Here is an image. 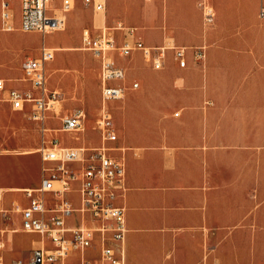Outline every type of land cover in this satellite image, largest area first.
Listing matches in <instances>:
<instances>
[{
	"label": "crops",
	"instance_id": "crops-1",
	"mask_svg": "<svg viewBox=\"0 0 264 264\" xmlns=\"http://www.w3.org/2000/svg\"><path fill=\"white\" fill-rule=\"evenodd\" d=\"M7 1L10 9L14 3L18 9L16 17L9 9L12 27L7 28L16 30L0 31V77L4 79L5 91L8 87H19L38 92L23 78L21 69V61L37 53V50L24 53L29 34L39 35L36 49L41 40L55 48L81 42L82 26L94 32L97 26L120 19L135 26V33L146 43L159 44L170 38L187 46L184 65H179L171 51H167L162 73L171 83L180 68L186 67L188 78L183 82L190 87L202 86L203 95L141 97L140 103L149 104L153 110L139 114L138 127L130 123L125 107L133 100L132 93L116 108V121L108 103L112 98L106 100L116 138L104 142L112 146L110 151L121 156L125 165L126 188L114 202L125 208L126 264H264V23L250 19L258 22L252 25V35L230 38L218 45L211 32L204 31L202 19H187L184 8L189 0H103L105 7L99 25H95L90 2L73 0V8L65 12L67 28L41 35L39 31L21 29L20 0ZM260 1L235 0L229 6L257 7ZM47 34L61 36L58 40L46 41ZM198 44L205 45V56L196 61L191 46ZM222 44L227 46L222 48ZM132 54L142 58L138 50L127 56L112 53L125 72L124 58L138 64ZM143 61L147 66L138 64L141 79L145 86L153 85L154 71L150 68L154 67ZM200 70L205 72L202 80L198 77ZM71 80L66 76L62 83L68 85ZM133 80L136 79L132 78L127 85L122 79L110 82H121L127 88ZM2 99L11 106L6 95ZM100 105L99 93L96 116ZM30 107L25 102L16 109H26L30 116ZM93 129L96 131L88 129L86 135L74 142L64 141L56 134L46 144L56 139L67 145H98L103 140L98 128ZM1 188L3 207L4 191L9 187ZM44 195L50 201L52 193ZM67 195L74 203L78 202L74 188ZM12 198L11 205L22 206L27 202L23 191L20 197ZM15 215L20 226V212L15 211ZM5 217L9 222L11 216L6 213ZM25 232L35 233L38 243L25 255L21 252L20 240L11 252H5L0 246L4 264L15 258L28 259L31 248L47 242L38 232ZM233 232L245 233V237L229 238ZM87 253L97 255V245L90 246ZM71 257L75 258L76 253Z\"/></svg>",
	"mask_w": 264,
	"mask_h": 264
},
{
	"label": "built area",
	"instance_id": "built-area-1",
	"mask_svg": "<svg viewBox=\"0 0 264 264\" xmlns=\"http://www.w3.org/2000/svg\"><path fill=\"white\" fill-rule=\"evenodd\" d=\"M20 0L19 27L23 30H37L43 35L58 30L65 25V12L73 7V0ZM91 3L94 10H103V0H84ZM10 6L2 1L0 17L2 26L11 28ZM264 14V4L259 7ZM210 20V19H207ZM81 45L92 49L99 59V84L101 105L95 117V126L102 142L98 145H67L53 139L49 145L41 142L40 179L36 186L22 188L27 197L25 205L13 203L21 215L20 226L25 231H35L47 242L34 246L28 259H12L8 264H126L123 238L126 231L125 208L114 202L123 194L125 165L121 156L114 155L112 146L104 141L114 140L116 130L106 100L120 96L125 85L112 83L121 80L125 67L115 62L112 51L120 56L130 55L138 50L142 58L152 67L163 65L168 50L179 65L186 62L187 46L166 38L159 44L146 43L135 33V26L115 19L113 23L99 25L94 32L82 28ZM54 47L41 40L35 55L26 56L21 61L22 75L31 86L38 90L8 87L6 98L12 107L21 108L25 102L31 104L30 117L43 121L51 101L56 97V89H47L45 63L54 56ZM193 58L203 60L205 45L191 46ZM137 85V80L130 83ZM4 79L0 77V89H4ZM84 112L76 109L62 117V128L77 129L82 126ZM75 189L78 202L74 203L67 191ZM51 192L50 201L44 193ZM2 188L0 187V201ZM0 211L6 215V209ZM118 243V244H117ZM97 245L98 254L91 256L87 249ZM76 253L75 258H70ZM0 264H4L0 254Z\"/></svg>",
	"mask_w": 264,
	"mask_h": 264
},
{
	"label": "rangeland",
	"instance_id": "rangeland-1",
	"mask_svg": "<svg viewBox=\"0 0 264 264\" xmlns=\"http://www.w3.org/2000/svg\"><path fill=\"white\" fill-rule=\"evenodd\" d=\"M59 1L53 0L52 3L58 4ZM248 1L250 2V0ZM187 3L188 5L184 8L187 19H202L204 31L211 32L213 40L218 45L221 41L225 43L230 38L252 35V25L258 22L250 19H258L264 23V14H259L260 6H229L234 5L236 3L235 0H189ZM244 3L246 4L247 2ZM262 3L263 1L261 0L259 5ZM17 9L15 3L11 4L10 10L13 17H16ZM92 11L95 16L94 19H96L95 25L102 24L103 10ZM138 13H140L139 9ZM66 28L67 22L65 19L64 27L57 31L65 30ZM2 30L16 29L4 28L0 23V31ZM26 32L38 31L27 30ZM60 36L61 34H47L45 39L46 41L58 40ZM38 40L39 35L29 34L24 43L26 48L24 53H35ZM226 46V44H222V48ZM132 56L133 59L136 57L138 64L147 66L141 56L137 54H132ZM124 60L127 61V68L122 78L123 82L127 85L134 78L138 80V85L136 87L127 86L120 96L109 99L108 103L112 109L115 121V110L123 105L124 98L128 93H132L133 100L125 107H127V112L129 113L130 123L137 127L139 126V114L153 110L149 107V104L140 103L141 97L160 96L173 98L179 95L201 96L204 93L202 86L195 88L184 83L188 78L186 67L180 68V72H177L178 75L176 74L173 77L174 79L171 83L167 81L168 78L164 77L162 73L164 66L161 68H150L154 71L152 80H154L155 84L145 86L138 71L139 66L138 64L136 65L135 60L128 62V57L124 58ZM45 71L47 89H56L58 93L56 97L50 99L51 104L43 121L32 119L26 109L11 107L7 101L2 99L6 95L5 89H0V185L1 187H10L4 191L3 207L6 209L4 212L11 216L10 221L7 222L6 215L4 216L3 213H0V246L5 252H11L15 249L17 246L16 242L20 240L23 243L20 245L21 252L25 255L32 245L38 243L35 233L22 231L19 226V220L15 215V211L18 212V209L11 207L10 202L13 200L12 197L14 195L19 197L22 195V188L12 189V187L36 186L38 184L41 173L38 146L41 142L46 144L56 134L64 141L74 142L78 137L81 138L82 135H86L88 129L96 131L93 127H95V116L99 106L100 93L98 55L92 49L84 48L80 41L61 46L57 45L54 49L53 58L47 62ZM204 75L205 72L198 71V77L201 80ZM225 75L226 73H224V77ZM66 76L72 79L68 85L62 83ZM76 109H81L84 112L82 126L77 129L62 128L61 118L66 113ZM90 109H92V112ZM174 109L179 108L176 107ZM65 131H68L71 136ZM242 236L245 237V233H229V238L232 239L241 238ZM24 244H27L28 247H25Z\"/></svg>",
	"mask_w": 264,
	"mask_h": 264
},
{
	"label": "bare ground",
	"instance_id": "bare-ground-1",
	"mask_svg": "<svg viewBox=\"0 0 264 264\" xmlns=\"http://www.w3.org/2000/svg\"><path fill=\"white\" fill-rule=\"evenodd\" d=\"M9 188H10V187H9ZM9 188H8V189H9ZM14 188H15V189H18V188H19V186H18V187H12V189H14ZM6 189H7V188H6ZM0 244H1V243H0Z\"/></svg>",
	"mask_w": 264,
	"mask_h": 264
}]
</instances>
